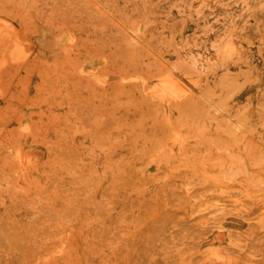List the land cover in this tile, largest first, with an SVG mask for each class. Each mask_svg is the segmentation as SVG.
<instances>
[{
  "label": "rangeland",
  "instance_id": "374dc122",
  "mask_svg": "<svg viewBox=\"0 0 264 264\" xmlns=\"http://www.w3.org/2000/svg\"><path fill=\"white\" fill-rule=\"evenodd\" d=\"M39 252L264 264V0H0V264Z\"/></svg>",
  "mask_w": 264,
  "mask_h": 264
},
{
  "label": "bare ground",
  "instance_id": "6f19581e",
  "mask_svg": "<svg viewBox=\"0 0 264 264\" xmlns=\"http://www.w3.org/2000/svg\"><path fill=\"white\" fill-rule=\"evenodd\" d=\"M56 35V34H55ZM48 43V42H47ZM226 54V53H225ZM230 55V54H229ZM228 55V56H229ZM224 79V78H223ZM171 84V82H169L168 83V81H163V82H161L160 83V87L158 88L159 90H161L162 92H163V94H165L166 96L168 95V92H170V91H168V88L170 87L169 85ZM159 85V84H158ZM180 85V84H179ZM178 86V85H177ZM176 85L174 86L175 88L177 87ZM221 86V85H220ZM237 87V86H236ZM239 87V86H238ZM179 88V87H178ZM222 89H223V87H222ZM227 89H229V87L227 88ZM224 90V89H223ZM230 92V91H229ZM170 97V96H169ZM172 97V96H171ZM197 103V102H196ZM198 104V103H197ZM197 107V106H196ZM193 109V108H192ZM189 110V109H188ZM185 111H187V109L185 110ZM190 111V110H189ZM209 111V110H208ZM179 112V111H178ZM190 112H192V111H190ZM189 112V113H190ZM185 113H187V112H185ZM199 114V113H198ZM201 114V113H200ZM185 115V114H184ZM157 117V116H156ZM155 117V118H156ZM186 118V117H185ZM192 118H194V116L192 117ZM176 119V118H175ZM193 120V119H192ZM200 120V119H199ZM209 119H207V121H208ZM194 121V120H193ZM210 121H211V117H210ZM176 122V121H175ZM161 125H162V123H161ZM182 125V124H181ZM183 125H185V124H183ZM171 127H172V125H171ZM198 127V126H197ZM218 127V126H217ZM178 128V127H177ZM184 128H186L185 126H184ZM188 129H189V127H188ZM192 129V128H191ZM190 129V130H191ZM219 129V128H218ZM199 129H197V131H198ZM202 129L200 128V130L199 131H201ZM175 131V130H174ZM177 131V130H176ZM181 131V130H180ZM179 131V132H180ZM194 131H196V129L195 130H193V132ZM191 132V131H190ZM171 133V132H170ZM166 134V133H165ZM165 134L164 135H162V136H165ZM168 135V134H167ZM172 136V135H171ZM182 136V135H181ZM144 138H145V136H144ZM160 138H162L161 136H160ZM164 138V137H163ZM166 138H164V140H165ZM193 139V138H192ZM159 140V139H158ZM186 140V139H185ZM207 140V139H206ZM162 141H163V139H162ZM175 141V140H174ZM179 143V142H178ZM205 143V142H204ZM215 143H216V141H215ZM160 144V143H159ZM186 144V143H185ZM206 144V143H205ZM208 144V143H207ZM213 144V143H212ZM209 145V144H208ZM214 145V144H213ZM220 145V144H219ZM135 147V146H134ZM210 147H212V146H210ZM155 148V147H154ZM214 148V147H213ZM227 148V147H226ZM225 148V149H226ZM224 149V150H225ZM209 150V149H208ZM153 151V150H152ZM166 151V150H165ZM191 151V150H190ZM18 152V151H17ZM25 152H28V151H25ZM25 152H23V153H25ZM156 152V151H155ZM209 151H207V153H208ZM221 152V151H220ZM225 152V151H224ZM23 153H21V154H23ZM174 153V152H173ZM178 153V152H177ZM205 153V152H204ZM209 153H211V152H209ZM224 154H226V153H224ZM208 155V154H207ZM16 156V155H15ZM150 156V155H149ZM228 156V155H227ZM192 157V156H191ZM232 157V156H231ZM16 159V158H15ZM30 159H31V157H30ZM175 159V158H174ZM182 159V158H181ZM155 160V159H154ZM196 160V159H195ZM198 161V160H197ZM205 161V160H204ZM182 162V161H181ZM206 162V161H205ZM214 162V161H213ZM31 163V162H30ZM205 164V163H204ZM227 164V163H226ZM23 165V164H22ZM23 167V166H22ZM29 167V166H28ZM222 167V166H221ZM230 169H231V167H230ZM26 172H24V174H25ZM21 174V173H20ZM23 175V174H22ZM233 175V174H232ZM205 176V175H204ZM54 178V177H53ZM48 179V178H47ZM168 179V178H167ZM233 180V179H232ZM66 182V181H65ZM67 183V182H66ZM121 184H124V183H121ZM33 186V185H32ZM122 186V185H121ZM125 186V185H124ZM16 188V187H15ZM17 189V188H16ZM19 189V188H18ZM21 189V188H20ZM254 190V189H253ZM23 191V190H22ZM123 191V190H122ZM110 193H111V191H110ZM120 192H118L117 194H119ZM123 193V192H122ZM126 193V192H125ZM113 194V193H112ZM115 194V193H114ZM124 194V193H123ZM127 194V193H126ZM111 195V194H110ZM115 196V195H114ZM126 197V196H125ZM117 199V198H116ZM112 200H114V199H112ZM120 200V199H119ZM71 201V200H70ZM91 201V200H90ZM118 201V200H117ZM121 201H122V199H121ZM121 201L120 202H118V203H121ZM115 202V201H114ZM117 203V202H116ZM59 205V204H58ZM67 206H68V204H67ZM129 206V205H128ZM114 207H116L115 205H114ZM64 208H67V207H64ZM25 209V208H24ZM24 212H27V211H24ZM25 214V213H24ZM127 214H129V213H127ZM127 214H126V216H127ZM75 217V216H74ZM64 220H66L65 219V217L63 216L62 217ZM128 218H130V217H128ZM127 219V218H126ZM70 221V220H69ZM22 225V224H21ZM20 227V226H19ZM21 228V234L20 235H17V234H13V233H10V232H3V233H1V238L4 240V241H7V242H10V246H12L11 248H14V249H16L17 248V246H19V247H23L24 248V250L22 251V254L24 253L26 256L27 255H31V254H33L35 251H38V249H40V247L38 246V245H36V243H37V239H36V235L37 234H39V232H41V230L40 229H38V228H36V224L35 223H30V224H25V225H23V226H21L20 227ZM69 228V227H68ZM84 228V227H83ZM73 230V229H72ZM29 235V236H28ZM68 234H67V238H68ZM102 237V236H101ZM61 245V244H60ZM63 245V244H62ZM70 245V244H69ZM56 246L57 245H55V248L54 249H52V253H50L52 256H53V252H57V251H59L60 250V246H58L57 248L58 249H56ZM64 247V246H63ZM6 248H9V247H6ZM68 248V247H67ZM63 249V248H62ZM69 249V248H68ZM17 250V249H16ZM61 251V250H60ZM66 251V250H65ZM64 251V252H65ZM68 252V251H67ZM218 252V251H217ZM40 254H38L37 256H38V259L40 260V261H46V263H48L47 262V260L49 259V255H46V254H44V253H41V252H39ZM60 253H63V251L62 252H60ZM206 253V252H205ZM214 254V253H213ZM218 254V253H217ZM72 255V254H71ZM215 255V254H214ZM208 256V255H207ZM219 255H217V257H218ZM220 257V256H219ZM7 258H4V261H2L1 263L2 264H12L10 261H8V259L6 260ZM51 259V258H50ZM53 260V259H52ZM224 260V259H223ZM209 261V260H208ZM225 261V260H224ZM51 262V261H50ZM15 264V263H14ZM49 264V263H48Z\"/></svg>",
  "mask_w": 264,
  "mask_h": 264
}]
</instances>
